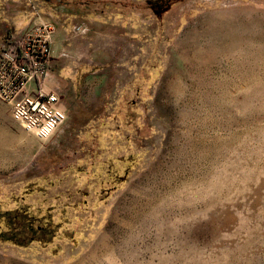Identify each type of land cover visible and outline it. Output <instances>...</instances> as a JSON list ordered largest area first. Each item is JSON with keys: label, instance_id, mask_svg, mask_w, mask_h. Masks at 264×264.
<instances>
[{"label": "rangeland", "instance_id": "1", "mask_svg": "<svg viewBox=\"0 0 264 264\" xmlns=\"http://www.w3.org/2000/svg\"><path fill=\"white\" fill-rule=\"evenodd\" d=\"M37 20L68 119L0 101V264H264V0H0Z\"/></svg>", "mask_w": 264, "mask_h": 264}, {"label": "built area", "instance_id": "2", "mask_svg": "<svg viewBox=\"0 0 264 264\" xmlns=\"http://www.w3.org/2000/svg\"><path fill=\"white\" fill-rule=\"evenodd\" d=\"M54 36L51 23L37 20L25 32L8 37L0 49V101L15 123L42 142L50 141L68 119L60 106L62 95L48 85Z\"/></svg>", "mask_w": 264, "mask_h": 264}, {"label": "crops", "instance_id": "3", "mask_svg": "<svg viewBox=\"0 0 264 264\" xmlns=\"http://www.w3.org/2000/svg\"><path fill=\"white\" fill-rule=\"evenodd\" d=\"M15 30H18V28L15 25L13 27L9 26L8 25V21H5V22L2 21V22H0V49L2 48V45H3L4 41L7 40L8 37H15L16 35L19 34V33H16L17 31H15ZM54 55H55V60H56V58L58 56V49H57V46L55 44V36H54ZM53 70H54V66H53ZM52 76H51V78H52ZM51 78L49 80L48 85L53 90H56L54 84L52 83ZM60 106L66 112L65 107L62 104V100H61Z\"/></svg>", "mask_w": 264, "mask_h": 264}]
</instances>
